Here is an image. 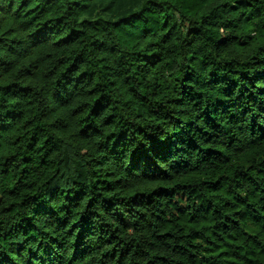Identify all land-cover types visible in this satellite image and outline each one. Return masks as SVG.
<instances>
[{"label":"trees","instance_id":"obj_1","mask_svg":"<svg viewBox=\"0 0 264 264\" xmlns=\"http://www.w3.org/2000/svg\"><path fill=\"white\" fill-rule=\"evenodd\" d=\"M0 264H264V0H0Z\"/></svg>","mask_w":264,"mask_h":264}]
</instances>
